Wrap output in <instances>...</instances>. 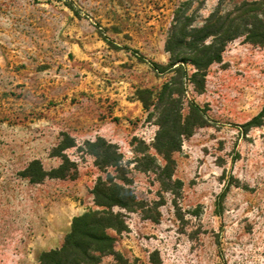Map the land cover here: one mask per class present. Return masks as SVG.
Masks as SVG:
<instances>
[{
    "label": "rangeland",
    "instance_id": "374dc122",
    "mask_svg": "<svg viewBox=\"0 0 264 264\" xmlns=\"http://www.w3.org/2000/svg\"><path fill=\"white\" fill-rule=\"evenodd\" d=\"M241 1L0 0V264H39L74 216L98 208V137L121 153L141 209L159 214L124 211L125 229L106 230L117 257L97 254L99 264H264V45L229 42L204 90L186 86L182 115L195 104L202 125L172 155L178 183L166 189L135 167L143 153L164 163L154 94L168 74L150 62H169L183 22L199 27ZM55 148L76 178L21 175L33 159L57 167Z\"/></svg>",
    "mask_w": 264,
    "mask_h": 264
},
{
    "label": "trees",
    "instance_id": "16d2710c",
    "mask_svg": "<svg viewBox=\"0 0 264 264\" xmlns=\"http://www.w3.org/2000/svg\"><path fill=\"white\" fill-rule=\"evenodd\" d=\"M185 20L188 21V18ZM190 25L183 22L182 33L177 35L174 32L166 41V50L170 52L166 65L150 62L157 72L168 74L154 94L157 130L152 147L164 163L160 165L154 155L143 153L136 160L135 167L141 171L156 172L158 181L166 189L172 182L178 183V180H172L173 153L180 148L183 137L190 135L195 126L202 125V120L196 116L199 109L195 104L189 105L188 115H182L186 86L191 84L198 92L204 90L208 67L221 61L222 52L229 42L243 38L251 44L264 45V0H243L223 12L218 5L201 26ZM187 64L192 66L191 70L186 68ZM143 103L148 108L147 102ZM89 145L95 166L105 173V176L97 177L91 189L93 202L98 208L74 216L62 245L42 251L38 256L39 264H99L97 254H113L117 257L113 250V238L106 230L111 228L121 232L125 229L124 211L144 212L131 188L132 179L128 176L127 165L123 163L117 147L101 137ZM70 146L73 144L63 147ZM57 149L51 154L61 159L57 167L46 170L38 159H33L21 175L32 183L46 177L76 178L77 165ZM108 169H112V172ZM158 215V211L155 215L144 212L146 218L158 219ZM116 259L120 264H138L128 263L119 256Z\"/></svg>",
    "mask_w": 264,
    "mask_h": 264
}]
</instances>
